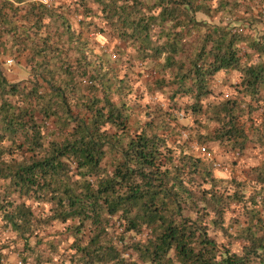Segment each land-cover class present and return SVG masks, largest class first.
Here are the masks:
<instances>
[{
    "label": "trees",
    "instance_id": "trees-1",
    "mask_svg": "<svg viewBox=\"0 0 264 264\" xmlns=\"http://www.w3.org/2000/svg\"><path fill=\"white\" fill-rule=\"evenodd\" d=\"M52 1L58 8L34 0L39 12L19 14L0 0V39L26 50L31 66L13 82L0 61V235H12L0 259L22 244L13 249L21 264H264V162L245 175L258 191L248 195L236 177L216 176V152L202 134L185 137L179 115L132 124L144 75L149 92L193 96L197 114L213 76L237 70L234 95L205 113L235 156L252 129L264 151V118L253 120L264 101V0ZM25 18L53 32L29 36ZM90 33L117 43L99 48ZM236 206L249 221L240 250L215 235L233 236L226 214ZM55 224L61 233L50 236Z\"/></svg>",
    "mask_w": 264,
    "mask_h": 264
},
{
    "label": "rangeland",
    "instance_id": "rangeland-1",
    "mask_svg": "<svg viewBox=\"0 0 264 264\" xmlns=\"http://www.w3.org/2000/svg\"><path fill=\"white\" fill-rule=\"evenodd\" d=\"M52 2L53 6H55L54 8H58L60 1H58L56 4L55 1ZM61 2L63 3V1ZM104 37L105 36L101 34L99 35V41H96L101 43L102 38ZM15 59L16 58H14V60L9 59V61L11 60V62L8 61V65L3 67L5 72H9L7 71V69L17 63ZM9 73L12 74V72ZM134 75L135 74H131V76ZM147 77V75H144V79L141 78L138 82L135 83V91H137L136 94L141 96L142 92L144 93L143 86L146 80L145 78ZM234 88L230 87V93L224 95L232 96ZM150 91L153 93L149 98H146L145 96L144 98L141 96L139 100L132 102V105L135 107L134 115L132 118V124L134 126L139 125L141 121L145 120L147 116L150 117L151 114L159 115L172 111L173 113L179 115V122L182 124L181 128L185 137L188 134H192L193 137H195L197 134H202L203 138L201 140V143L204 145H208L212 150L216 152V162H221L223 165L222 168H216L215 166L213 167L217 177L224 179L226 182H229L233 177H236L238 181H242L243 183H245V190L248 195H250L253 191L258 192L255 189V184L252 181L245 179V175L249 176L250 178H254V176L256 177L255 174L247 173L251 172V170L253 169H256L258 166H261L263 164L264 158V151L262 150V148L259 146L255 147V141L258 136L254 133L253 129L250 131L251 141L247 144V148L245 149L244 154L240 153L236 156L232 153L233 151H230L228 147L221 144L219 140L214 139L215 136L213 137V133L217 130L218 124L215 121L208 119L205 112L207 106L211 102H218L223 100L224 98H203L202 111H199L197 114H194L192 112V105L195 101V98H175V100H171L169 96L166 98H161L162 96H164L163 92H161L160 97H158L159 95L155 94L157 90L150 89ZM260 116H262V112L260 108H258L253 114V120L255 122H260ZM243 119L247 120V116H245V118ZM251 121L252 120L249 119L248 125L253 124ZM192 141L196 152L200 154L198 151V149H200L198 148L200 144H198L196 140ZM229 186H232V188L234 187L231 184H229ZM236 207L237 208L235 210H231L226 214V223L229 225L230 234H232L233 236L230 237L224 235L223 237L222 234H215V232H213V234H215L216 237L222 242L230 241L235 250H240L242 245L246 243V241L242 238L241 234L243 232V229L245 227H248L249 221H246L245 216L242 214L244 212V209L238 206ZM62 228L63 225L55 224L54 226L49 228L47 232L51 234L50 236H53V234L55 233L60 234ZM9 237H12L10 233L0 235V249L3 247V243L5 242V240H7V238ZM17 246L18 248H22V244H13L11 249H3V258L0 259V264H21L19 261V259L21 258L18 256V252L13 251L14 248H16L17 250ZM29 262L31 263L32 261ZM22 264L26 263L22 261Z\"/></svg>",
    "mask_w": 264,
    "mask_h": 264
},
{
    "label": "crops",
    "instance_id": "crops-1",
    "mask_svg": "<svg viewBox=\"0 0 264 264\" xmlns=\"http://www.w3.org/2000/svg\"><path fill=\"white\" fill-rule=\"evenodd\" d=\"M15 4L16 7H19V14H27L28 10L32 7L35 10L39 12V8H38V3H33V0H23V1H15L12 0ZM33 1V2H32ZM35 4V6L33 5ZM8 8V7H7ZM52 8V7H51ZM6 9V8H5ZM4 12H10V9H6ZM32 20L34 19V16L31 15L30 16ZM70 20H73L75 22V24L78 25V22L80 21L79 17L76 15H72L71 18H69ZM22 20V18H21ZM52 23V17L49 16L47 17V19L45 20V22L48 23ZM19 23H26L28 25V27L31 26L32 22H30L29 19L25 18V20L23 21H19ZM46 25H44L41 29H36L35 27H30L27 30V34L29 36H33L35 33H38V35H42V36H46L47 34H51L53 31L51 29V27H45ZM42 33V34H39ZM202 33L201 32H193V34L188 38L189 40H191V42L194 43H199L202 40ZM89 36L91 38L96 39L97 41H99V35L98 34H94V33H90ZM117 43V41H108L107 38L105 39L102 38L101 43L98 42V47L99 48H108V47H115L114 45ZM13 40L10 37L7 36H1L0 39V61H3V65L6 66L8 65V61L9 59H15V61L17 62L15 65L11 66L9 69H7V71L12 72V74H10L9 72H5L6 76L8 77L9 80L13 81V82H17L20 80H26L28 78V73L27 71H30L31 66H29L26 62V56L28 55V52L26 51H21V52H17L16 51V47L13 46ZM7 48V49H6ZM241 49L243 50L242 52L245 53L247 51H249V49L247 48L245 43L241 44ZM12 53V54H10ZM14 54V55H13ZM6 68V67H5ZM144 79V78H143ZM145 83L143 86V91H144V95L146 98H149L153 92H149L147 89V81L149 80V77L145 78ZM86 80V79H85ZM241 81V72L237 71V70H231V71H225V70H221L219 72H217L213 78L211 79V87L213 88V93L210 95V97L208 98H223L224 94L230 93V87L232 88H236L237 83H239ZM84 82V81H83ZM85 83V82H84ZM228 88V90H227ZM235 88L234 91L232 92V96L235 93ZM161 92L164 93V96H162L161 98H166L169 96L170 98V93H169V88H165V89H161L158 90L155 94H158L160 97ZM118 98V97H115ZM177 98H194L193 96H178ZM260 110L262 112V116H260V121L263 120V110H264V101H262L261 105H260ZM264 153V152H263ZM263 162H264V158H263ZM261 171L262 168H259Z\"/></svg>",
    "mask_w": 264,
    "mask_h": 264
},
{
    "label": "built area",
    "instance_id": "built-area-1",
    "mask_svg": "<svg viewBox=\"0 0 264 264\" xmlns=\"http://www.w3.org/2000/svg\"><path fill=\"white\" fill-rule=\"evenodd\" d=\"M35 1L45 3V4H47L49 7H52V8L55 7V6H53V2H52V0H35ZM12 61H13V60H12ZM9 62H11V60H10ZM84 82H85V83H89L87 79L84 80ZM198 148H200V150L203 151V152L208 156L207 158H210V159L215 158L214 153H213L210 149H208L207 147H205V146H198ZM239 154H240V152H237V153H236V155H239ZM214 166H215L216 168H222V167H223V165H222L221 162H215Z\"/></svg>",
    "mask_w": 264,
    "mask_h": 264
}]
</instances>
